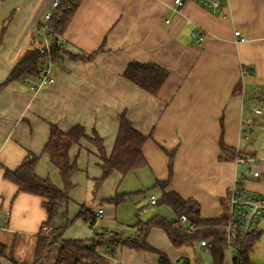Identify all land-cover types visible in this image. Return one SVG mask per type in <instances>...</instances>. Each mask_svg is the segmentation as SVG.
Masks as SVG:
<instances>
[{"label": "crops", "instance_id": "crops-1", "mask_svg": "<svg viewBox=\"0 0 264 264\" xmlns=\"http://www.w3.org/2000/svg\"><path fill=\"white\" fill-rule=\"evenodd\" d=\"M44 1L0 0V38L6 25L0 43V84L33 42L27 31ZM172 2L81 0L63 33L66 53L52 67L55 82L37 93L22 79L0 90V212H11L9 230L0 233L35 241L47 218L42 197L18 192L4 177L28 152L40 157L37 174L62 186L58 169L43 153L51 124L63 131L81 125L88 136L97 132L107 154L113 149L122 114L139 132L150 136L143 147L147 165L127 175L115 171L97 190L94 182L102 174V161L96 147L88 139L71 147L70 157L78 171L73 176L70 215L77 216L85 206L97 218L92 227L75 221L63 236L66 241L109 231L128 238L137 220L146 221L154 215L171 218L163 206L151 205L149 198L156 195L158 199L162 192L156 182L167 179L172 151L173 176L163 190L198 201L202 218L227 213L235 178L243 179L251 192L264 194V111L254 112L264 106V0H229L231 18L213 14L192 1L175 13ZM235 30L240 31L239 37ZM194 32L203 33L204 40L197 43ZM22 39L24 45L17 51ZM94 52L90 60L69 55ZM133 61L156 63L169 71L157 95L123 76ZM242 67L249 69L243 82ZM221 143L239 157L259 159L260 176L250 175L248 166L237 164L236 157L225 158ZM119 191L127 199L135 198L138 210L133 203L104 201ZM130 205L135 212L127 219L119 208ZM259 232L263 238L264 217L258 222ZM148 242L166 254L169 245L174 248L164 230L157 227L151 229ZM104 250L111 252L110 247L100 251ZM177 251H181L179 258L186 255L183 249ZM114 252L116 264H159L157 253L124 245ZM201 252H205L203 247Z\"/></svg>", "mask_w": 264, "mask_h": 264}, {"label": "trees", "instance_id": "trees-1", "mask_svg": "<svg viewBox=\"0 0 264 264\" xmlns=\"http://www.w3.org/2000/svg\"><path fill=\"white\" fill-rule=\"evenodd\" d=\"M80 1L64 0L59 7L58 14L60 16L52 21L58 33H64ZM5 30L6 25L2 28L0 43ZM31 39L33 42L14 64L8 78L0 84V90L12 81L21 80L28 75L36 76L38 74L40 63L37 61V57L41 41L34 36ZM51 48L55 61L60 60L63 54L66 53L65 49L62 50L57 45ZM102 49L101 47L98 51ZM97 52L86 56L69 55L72 58L90 60ZM123 76L146 92L157 95L169 77V71L156 63L133 61L124 70ZM240 86L239 83L238 90ZM149 137L139 132L133 126L132 121L125 114H122L113 149L110 154H107L104 140L97 132H93L92 136H88L85 127L81 125L63 131L56 124H51L49 138L43 153L48 155L51 163L58 169L62 186H57L49 176L41 177L37 174L36 168L40 157L31 152L25 155L16 169L5 171L4 177L18 187V192L42 197L43 206L47 211V218L35 236V250L31 264H114L111 259L102 254L106 253L112 256L111 252L112 254L115 253L114 251L119 245L137 251L157 253L159 264H172L166 253L154 248L148 242L149 233L155 227L164 230L172 246L178 249L199 243L202 239L212 241L213 247L208 252L212 264H224V230L227 224V213L218 218H202L198 201L193 198L184 199L173 190H163L172 180L174 151L169 153L167 179L156 182V186L162 189L156 205L170 208L176 216L175 220L169 221L159 215H154L146 221L137 220L133 225L135 232L128 238H125L120 232L109 231L107 233H95L84 240L66 241L64 239V234L74 225L75 221L82 220L92 227L97 218V214H93L85 206H81L77 216L71 217L70 215V193L75 187L73 176L78 171L76 161L70 157L71 147L79 144L83 139H88L96 147L97 155L102 161V174L94 182V190H97L113 172L118 171L122 175H127L147 165L143 147ZM221 148L225 158L229 160L238 155L234 149L222 143ZM124 199V193H117L113 198L104 201L118 205ZM183 216L187 219L186 225L181 224ZM260 234V232L256 233L239 243L243 249L245 263L250 262L248 253L256 240L259 239ZM107 247L111 248V252L100 251ZM10 249L12 248H9L8 244L0 238V264H19L12 254L13 250ZM4 260L6 263L2 262Z\"/></svg>", "mask_w": 264, "mask_h": 264}, {"label": "built area", "instance_id": "built-area-1", "mask_svg": "<svg viewBox=\"0 0 264 264\" xmlns=\"http://www.w3.org/2000/svg\"><path fill=\"white\" fill-rule=\"evenodd\" d=\"M192 1L207 9L213 14H217L223 18H231L232 11L230 9L229 0H173L172 10L177 13L185 2ZM64 0H45L41 8L38 10L32 24L29 26L27 34H31L41 42L39 44V55L37 61L40 63L38 74L35 76H25L21 81L33 92H39L46 84H53L55 78L52 76V67L58 62L54 60L52 53V46L57 45L58 48L64 50L66 48V41L63 34L58 33L52 21L54 18L59 17L58 9ZM168 23L169 20H166ZM236 37L240 36V31L235 30ZM194 37L197 43L204 40V34L194 32ZM24 45V39L17 45L18 51ZM249 74L247 67L241 68L242 82ZM264 111V106L254 109V112L260 114ZM237 164H246L248 166V173L257 178L260 176V171L257 169L260 165V160L255 157H239L235 159ZM243 179H234L228 197L227 208V224L224 230L225 258L228 259L230 264H251L245 263L243 259V249L240 242L247 240L257 232L258 222L264 217V194L253 193L248 190L244 185ZM157 196L151 195L149 203L156 205ZM11 212L4 210L0 212V232L9 230V218ZM181 224L186 225V217L181 218ZM199 245L205 249L202 255L205 254L213 247V242L207 239L199 241ZM105 257L111 259L116 264L118 261L114 256L103 253Z\"/></svg>", "mask_w": 264, "mask_h": 264}, {"label": "rangeland", "instance_id": "rangeland-1", "mask_svg": "<svg viewBox=\"0 0 264 264\" xmlns=\"http://www.w3.org/2000/svg\"><path fill=\"white\" fill-rule=\"evenodd\" d=\"M247 171H249V168H247ZM155 192L158 194L160 193L159 190H156ZM118 193H121V192L119 191ZM120 203H133L135 206H137V210H138L139 203L137 202V200H135V198L127 199V196H126L125 199L122 200ZM163 208H165L167 212L171 214V218H166V219L169 221L175 220L176 216L174 212L168 207L163 206ZM119 209L121 210V215L126 216L127 219L131 218V214L133 215V213L135 212L133 205L122 206ZM126 223L129 224V222H126ZM134 231L135 230L132 225L130 234L133 235ZM261 237L262 236H260L259 239L256 240V242L253 244V247L250 249L248 253L249 261L251 264L252 263L253 264H264V236L263 238ZM0 238L5 243L8 244L9 248H12L10 250L11 251L13 250L12 254L17 259L19 264H31L32 263L34 250H35V241L33 240V238L30 237L28 240H25L24 238H21V237H19L18 239L17 238L13 239V238H8L6 234L4 233H0ZM13 243L16 244L14 247H13L14 245ZM180 249H183L186 253V255L182 256V258H179L181 251H177L179 250L178 248H175V247L172 248L171 245H169V248H168L169 252L167 255L169 257H172L170 258V260L172 261V264H182L183 260H188L189 262H191V264H207L204 261V256L202 255L201 247L199 243H195L194 245L180 248ZM2 262L6 263L5 260ZM224 264H229L227 258L225 259Z\"/></svg>", "mask_w": 264, "mask_h": 264}, {"label": "water", "instance_id": "water-1", "mask_svg": "<svg viewBox=\"0 0 264 264\" xmlns=\"http://www.w3.org/2000/svg\"><path fill=\"white\" fill-rule=\"evenodd\" d=\"M205 259L207 260L208 264H212V259L208 252L205 254ZM182 264H188V260H183Z\"/></svg>", "mask_w": 264, "mask_h": 264}]
</instances>
